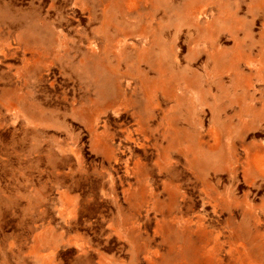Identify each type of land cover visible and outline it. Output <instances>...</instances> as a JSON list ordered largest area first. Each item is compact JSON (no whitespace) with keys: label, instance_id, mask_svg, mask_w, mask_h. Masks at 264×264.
Instances as JSON below:
<instances>
[{"label":"rangeland","instance_id":"rangeland-1","mask_svg":"<svg viewBox=\"0 0 264 264\" xmlns=\"http://www.w3.org/2000/svg\"><path fill=\"white\" fill-rule=\"evenodd\" d=\"M262 160L264 0H0V264H264Z\"/></svg>","mask_w":264,"mask_h":264},{"label":"bare ground","instance_id":"bare-ground-1","mask_svg":"<svg viewBox=\"0 0 264 264\" xmlns=\"http://www.w3.org/2000/svg\"><path fill=\"white\" fill-rule=\"evenodd\" d=\"M142 121H143V123H146V122H149L150 121V116H149V114H147V116L146 117H144V119H142ZM150 128V127H149ZM156 128V127H155ZM154 128V129H155ZM137 130V129H136ZM149 133V132H148ZM171 147H165L164 149H163V151H164V153H165V155L163 156L165 159H168V160H170V151H171ZM196 159V160H195ZM195 159H193V160H189V162H191L190 163V165H192V167L194 166V167H196V168H200L201 167V170H204L205 169V166H206V158L203 156V155H201L200 156V158L198 159L197 157H195ZM262 161H264V160H262ZM261 161V162H262ZM160 162V161H159ZM134 164H133V167H130V166H127V170H128V172L129 173H133V174H135L136 176H138V178H141V177H143V175H142V172H141V165H142V163H141V161H139V160H134V162H133ZM208 165V164H207ZM261 165H262V163H261ZM142 175V176H141ZM144 178V177H143ZM144 187V186H143ZM147 187V186H146ZM151 188V187H150ZM177 188V185H172V188H170V191H169V199H173V196H174V193L176 192L175 190H177L176 189ZM148 189V188H147ZM138 194V193H137ZM142 195V194H141ZM200 220V219H199ZM243 247L245 248V245H243ZM236 251L237 252H239L240 254L241 253H244V251L243 250H241L240 249V247H237V249H236Z\"/></svg>","mask_w":264,"mask_h":264},{"label":"crops","instance_id":"crops-1","mask_svg":"<svg viewBox=\"0 0 264 264\" xmlns=\"http://www.w3.org/2000/svg\"><path fill=\"white\" fill-rule=\"evenodd\" d=\"M141 182H142V180H141ZM129 185L132 186L131 183H130ZM130 186H129V187H130Z\"/></svg>","mask_w":264,"mask_h":264}]
</instances>
